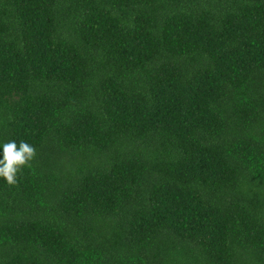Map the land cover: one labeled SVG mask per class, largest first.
Instances as JSON below:
<instances>
[{
    "label": "trees",
    "instance_id": "16d2710c",
    "mask_svg": "<svg viewBox=\"0 0 264 264\" xmlns=\"http://www.w3.org/2000/svg\"><path fill=\"white\" fill-rule=\"evenodd\" d=\"M12 140L0 264H264V0H0Z\"/></svg>",
    "mask_w": 264,
    "mask_h": 264
},
{
    "label": "clouds",
    "instance_id": "9594fccd",
    "mask_svg": "<svg viewBox=\"0 0 264 264\" xmlns=\"http://www.w3.org/2000/svg\"><path fill=\"white\" fill-rule=\"evenodd\" d=\"M2 158H0V179L10 187L18 184V174L25 167H30L35 161L37 151L34 146L25 141L19 144L15 140L2 145Z\"/></svg>",
    "mask_w": 264,
    "mask_h": 264
}]
</instances>
